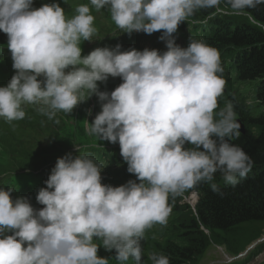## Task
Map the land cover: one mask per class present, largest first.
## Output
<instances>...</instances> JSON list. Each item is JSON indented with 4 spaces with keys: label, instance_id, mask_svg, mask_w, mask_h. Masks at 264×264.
I'll return each instance as SVG.
<instances>
[{
    "label": "clouds",
    "instance_id": "1",
    "mask_svg": "<svg viewBox=\"0 0 264 264\" xmlns=\"http://www.w3.org/2000/svg\"><path fill=\"white\" fill-rule=\"evenodd\" d=\"M33 2L0 0V31L8 36L16 70L0 87V117L21 121L26 105H38L53 120L96 95L102 111L87 131L118 142L127 171L139 182L104 185V167L87 155L69 154L58 158L47 187L39 190L40 210L27 198L13 200L14 188H0V264H109L98 255L101 245L115 249L120 264H144L142 241L155 225H167L170 199L211 183L217 172L235 187L253 166L231 143L241 134L234 105L220 108L227 82L219 51L202 41L176 44L181 23L202 9L223 12L222 0H90L72 17L59 3L33 8ZM226 2L237 16L264 4ZM93 8L107 9L122 33L163 31L167 51H122L117 45L82 55V42L98 36ZM109 77L123 80L111 93L99 88ZM149 259L170 264L155 252Z\"/></svg>",
    "mask_w": 264,
    "mask_h": 264
},
{
    "label": "trees",
    "instance_id": "2",
    "mask_svg": "<svg viewBox=\"0 0 264 264\" xmlns=\"http://www.w3.org/2000/svg\"><path fill=\"white\" fill-rule=\"evenodd\" d=\"M222 2H225L227 7L231 10L230 5L227 4L226 0H222ZM246 12L250 14L251 18L257 20V24L260 25L263 31L264 4L259 5L255 9H247ZM197 13L198 14L207 13L208 15H211L212 10L202 9ZM197 13L193 17H190L189 19L193 20L197 18L198 17ZM210 17H211V21L213 22L216 21V18L213 19L212 16ZM243 19L248 20L247 18H242V20H238L235 24L225 23L226 30H231V27L234 26L237 34L232 36L227 35L224 37L225 39H230L228 41H231L230 42L231 44L237 43L238 44L237 46L239 47L240 50L242 48H245V53H246L245 55H247L249 59V62L247 64L248 68L245 71L251 73L248 74L249 80H254L255 75L264 74V47L262 48L263 52H260L256 55L253 53L259 45L256 41H253L251 39L252 35L254 34L253 31L256 29V26L253 25L251 22L248 23L244 21ZM221 22H223V20L217 21L218 24ZM249 30L252 32H247ZM254 36L255 38H257L256 34H254ZM258 41L263 43L264 35H262V38H259ZM234 49L235 48H228L226 49V51L229 52ZM236 55L241 56L242 54H236ZM243 78L248 80L245 75H243ZM259 78H264V76ZM258 80L260 81L259 85L264 83V79H258ZM262 121L264 122V117ZM251 125L257 126L259 127V129L261 127V124H256L255 120L251 122ZM262 138H264V136ZM262 138L261 141H256L257 146L249 147L245 151L248 154V156L251 158L254 168L257 169V171L264 167V139ZM246 144L252 145L253 142L248 141ZM249 173L250 175L248 174L247 177L250 176V178L244 181L243 187H241V185L235 186L234 190H230V194L224 197L218 195L216 192L215 193L208 192L206 189L207 188L206 183H201L198 185V186H202V189L200 191H203L204 193V196L201 199V203L198 206H201L203 208L202 210L203 221L205 224L209 226V228H211V231L216 230L222 232L223 230L232 231L241 228L240 229V233H241L240 238H241L251 230H246L244 228L245 225H239V224L243 222L245 223V221H249L250 224L264 225V171L259 172V176L262 177V179L257 181L256 183H250V181L252 176L257 175V173L255 171H251ZM212 184L214 183H210L208 186ZM240 238L235 240L231 245L233 251H235L237 247L244 245L240 242ZM193 242L195 244V248L189 251H182L184 250V248L182 249L175 248L173 252L165 253V254L163 253V255L167 256L171 260V262L175 260V258L183 259L184 257L186 259H189L194 255L198 256L199 252L197 250L202 245L203 239L200 236H195L193 238ZM177 254H180V256L176 257L175 255ZM170 264H176V262Z\"/></svg>",
    "mask_w": 264,
    "mask_h": 264
},
{
    "label": "bare ground",
    "instance_id": "3",
    "mask_svg": "<svg viewBox=\"0 0 264 264\" xmlns=\"http://www.w3.org/2000/svg\"><path fill=\"white\" fill-rule=\"evenodd\" d=\"M221 9L223 10V12H218V11L217 12H214L215 9H211L212 10V14L211 15H208L207 13H202V14H198L197 13V16L198 17L195 18V19H193V20L197 21L198 24H201V23L204 24V26H203V28H205L204 35H210L209 29H208L209 28L208 27L209 24H218L217 21L224 20L223 16H234V17H238L237 15L230 14L231 10L228 7H226V8H223L222 7ZM210 16H212L213 19L216 18V21H214V22L211 21V17ZM193 20L188 19L189 22L190 21H193ZM243 20L246 21V22H248V23H250L249 20H246V19H243ZM181 24H183V23H181ZM195 25H196L195 23H192V24H187V25L179 26L178 33L183 35V37L179 40L180 43L186 41V36L187 35H190V34H193L195 29H199V27H195ZM257 25H259V24H257ZM260 29H261V27H260ZM140 33H144V32H140ZM162 35H163V31L156 32V33H154L152 35H149V37L147 38V44H146L147 47L148 48L155 49V50H159L161 53L167 51L166 42L165 41H161V39H160V37ZM201 36H203V35H201ZM197 39H200V38H197ZM123 42H124L123 44H121V42H120L117 45H120L121 46V50L122 51H128L126 48H127L128 44H129V38L127 40L123 41ZM221 42L222 41L218 37H216V38H214V40H212V42H209V43L208 42H204V43H206L207 45H209V46H211L213 48H217V47H220L222 45ZM180 43H178L177 45L180 46L181 45ZM146 45L144 44L143 47H146ZM116 46H114V48ZM224 51L221 52V60H222L223 65H226L227 63L234 64L235 61H236V57L234 55L235 53L229 52L225 56V58H224ZM223 77L226 80L227 84H226V89H225L224 95H223V97L220 98V103L231 102L232 104H235V101H236L238 95L240 94V88H239L240 85H245V84L253 83V81H251V80L244 79L242 74H235V73H231V72H226L225 71ZM112 82H113V86H114V90H115L121 83H123V80L121 78L117 77L115 79H112ZM259 84H260V81H259ZM257 86H258V84H256V87ZM240 105H242V104H240ZM244 105L253 106L250 103L249 104H244ZM36 106H38V105H26L25 106V110L27 112L29 109H33ZM90 107L91 108H96V105H91ZM235 109L242 114L239 106H237ZM91 115L93 116V118H95L96 115H97V112L94 111V112L91 113ZM16 122L17 121H13L12 123H8V122H6V120L3 117H0V127L1 126H4V125L12 126ZM238 122L241 125V121L238 120ZM85 127H86L85 121L82 120L80 123H78L77 126H75V129L77 131H80V130H84ZM249 127H254V126H252L251 123H250V126ZM255 127H256L255 130H253L252 132H248L249 135H251V136H257L259 134V127H257V126H255ZM242 129H244V128H242ZM242 129H241V131H242ZM74 133L75 132H73L72 134L68 135V138H74L75 139V142H73V143H80L81 141L84 140V137L83 136H81L80 134L73 135ZM73 143H71V144H73ZM50 144H53V142H49V145ZM227 188L229 190H234L235 187H233L231 184H229L227 186ZM195 191H196V189L193 190V191L185 192V194L187 195V194H190V193H193L194 192V194L204 196L203 191H200V190L197 191V192H195ZM171 215H173V213H171ZM240 229L232 230V232H230L228 234L229 244H228L227 247L220 246V240H222V236H219L218 237L219 238V241H214L213 242V245H215V246H218L219 245L221 252H224V251L225 252L226 251L227 252H231L233 250L232 247H231V245L233 244V242L235 240L238 239V238H235V234H238L239 237L241 236L240 235L241 234L240 233ZM154 235L155 236H159V237L163 236V230L161 228V225L157 224L153 228H151L150 230H148L147 233H146V238H145V240L143 242H145L146 245H147V243L150 240V238L152 236H154ZM174 236H176V235H174ZM175 241L176 240H169L166 243V245H164L163 252H164V248H166V246H170ZM231 242H232V244H230ZM262 242H264V239H262V241H261V244H263V246H260L261 248H264V243H262ZM258 244H260V243H258ZM209 245H211V244H209ZM173 248H181L182 249L184 247H183V245H177V247H173ZM98 255L100 257H102V258H108L109 259V264H120V262L116 260V251H115V249H113V252L110 253L108 250H106L103 247V245H101L100 248H99V251H98ZM262 257L264 258V250H263V253L259 257V258H261L262 261H264V259ZM134 262H135L134 260H129L127 262V264L134 263Z\"/></svg>",
    "mask_w": 264,
    "mask_h": 264
},
{
    "label": "rangeland",
    "instance_id": "4",
    "mask_svg": "<svg viewBox=\"0 0 264 264\" xmlns=\"http://www.w3.org/2000/svg\"><path fill=\"white\" fill-rule=\"evenodd\" d=\"M251 81H253V83L240 85V87H239L240 88V96L244 97L245 100L248 101V103H250L252 105H255V102H256V91H257V88L259 86V80L255 79V80H251ZM256 84H258L257 87H256ZM244 106H247V105H244ZM256 109H257V112L259 113V112H261L264 109V107L263 106H256ZM246 237L248 238L249 236H246ZM261 237H262V239H264V229L262 230ZM262 239H259L258 241L261 242ZM262 243H264V242H262ZM261 246H263V244ZM261 262H264V261H261ZM206 264H207V262H206Z\"/></svg>",
    "mask_w": 264,
    "mask_h": 264
}]
</instances>
